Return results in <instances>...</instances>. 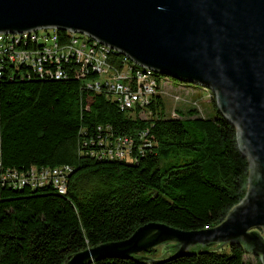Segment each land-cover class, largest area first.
Masks as SVG:
<instances>
[{
  "label": "trees",
  "instance_id": "16d2710c",
  "mask_svg": "<svg viewBox=\"0 0 264 264\" xmlns=\"http://www.w3.org/2000/svg\"><path fill=\"white\" fill-rule=\"evenodd\" d=\"M61 67L59 78L14 65L0 75V167H70L64 194L48 183L0 187V264H63L147 222L209 228L244 198L249 162L213 95L208 115L194 106L168 115L160 95L127 110L86 85L97 77L90 69L78 77L73 60ZM114 136L132 140L129 158L90 154L99 139ZM156 247L142 254L153 257ZM169 254L158 262L133 256L86 264H263L240 242Z\"/></svg>",
  "mask_w": 264,
  "mask_h": 264
},
{
  "label": "water",
  "instance_id": "95a60500",
  "mask_svg": "<svg viewBox=\"0 0 264 264\" xmlns=\"http://www.w3.org/2000/svg\"><path fill=\"white\" fill-rule=\"evenodd\" d=\"M47 27L85 33L143 67L211 89L250 167L246 195L219 224L185 230L147 222L63 264L158 262L142 253L168 242L166 258L240 242L264 264V0H0V32Z\"/></svg>",
  "mask_w": 264,
  "mask_h": 264
},
{
  "label": "built area",
  "instance_id": "2783aa9c",
  "mask_svg": "<svg viewBox=\"0 0 264 264\" xmlns=\"http://www.w3.org/2000/svg\"><path fill=\"white\" fill-rule=\"evenodd\" d=\"M60 46H71L73 56L59 54ZM112 51L110 47L90 39L85 34L84 39H77V34L73 32L72 37H59L54 33V29L13 34L0 32V75L4 68L14 65L16 71L23 67L29 72V76L36 73L38 76L50 75L59 78L65 74L61 67L62 62L73 60L77 68L76 76L84 77L88 69L96 72L99 80L89 81L86 85L97 91L111 93L122 109L132 108L136 104H148L156 92L157 81L125 67V62L121 63L120 68L114 66L109 61ZM92 60H100L101 68H93ZM105 64L114 66V74H105ZM24 75L27 76L25 73ZM127 139L132 143L128 136L105 138L103 144L109 146L107 152L98 150L91 151L90 154L107 158H129L132 144L130 145ZM111 141H114V144H111ZM69 172L68 165L30 166L25 171L5 168L0 171V185L34 187L48 183L52 184L58 193L64 194Z\"/></svg>",
  "mask_w": 264,
  "mask_h": 264
},
{
  "label": "rangeland",
  "instance_id": "374dc122",
  "mask_svg": "<svg viewBox=\"0 0 264 264\" xmlns=\"http://www.w3.org/2000/svg\"><path fill=\"white\" fill-rule=\"evenodd\" d=\"M109 61L114 66H119L118 61H111L110 59ZM166 77L165 80L160 81L159 89L161 90V98L168 115H170L174 107L182 109L188 105H196L199 115H208L209 111H211V93L205 90L203 85ZM129 160L127 159L126 161L129 162ZM168 243L157 245V252L154 257L166 256L170 252V248L167 246ZM245 258L251 259V256L246 255Z\"/></svg>",
  "mask_w": 264,
  "mask_h": 264
},
{
  "label": "bare ground",
  "instance_id": "6f19581e",
  "mask_svg": "<svg viewBox=\"0 0 264 264\" xmlns=\"http://www.w3.org/2000/svg\"><path fill=\"white\" fill-rule=\"evenodd\" d=\"M51 29H54V33H56V35H58L59 37H72V32L77 34V39H84V34L85 33H80V32H75V31H72V30H68V29H57L56 27H47V28H36V29H32V30H28V31H41V30H44V31H48V30H51ZM58 31H64L65 34L63 36H61ZM22 32H25V31H22ZM2 33H11V32H2ZM14 33H21V32H14ZM13 34V33H11ZM86 35V34H85ZM88 36V35H87ZM90 39L92 40H95L94 38L88 36ZM97 41V40H96ZM99 42V41H98ZM100 43V42H99ZM103 44V43H101ZM106 45V44H104ZM108 46V45H106ZM110 47V46H108ZM111 48V47H110ZM113 51L111 52L112 56L110 57V60L111 61H118L119 62V68L121 66V63L122 62H125V67H128L129 69H132V71H139V75H145V76H149L151 78H154L156 81H157V89H156V92L151 96L150 98V101L148 104H144V105H139V104H136L134 107L132 108H125L127 110H133V109H136V108H140L141 107H144L146 105H149L152 100H153V97L155 95H160L161 96V93H160V89H159V86H160V81L161 80H165L167 77L166 75L162 74L161 76H159L161 73L160 72H157L151 68H146V67H143L139 64H137L136 62L132 61L131 59H129V57H127L126 55L124 54H121L118 50L114 49V48H111ZM59 54H65V56H73V49H71V46H60L59 47ZM92 67L93 68H101V61L100 60H92ZM12 68V67H11ZM6 69V68H5ZM97 77L91 81H94V80H99V75L96 73V72H93ZM105 74H114V66L112 64H105ZM166 77V78H165ZM169 77V76H168ZM172 78V77H170ZM174 79V78H173ZM176 80V79H175ZM185 82V81H183ZM189 83V82H188ZM194 84V83H193ZM204 87V86H203ZM205 90L209 91L211 93V96L213 95L214 96V99H215V94L214 92L207 88V87H204ZM95 90V89H94ZM97 91V90H95ZM100 91H104V90H100ZM100 91H97V92H100ZM105 92V91H104ZM107 93V92H105ZM107 94H110V93H107ZM112 98L115 99L117 101V99L114 97V95H112ZM118 102V101H117ZM119 104V102H118ZM188 106H194L196 107V105H188ZM184 108V107H183ZM176 107H174L172 109V112L170 113V115H174L176 114ZM128 140V139H127ZM128 142L130 143V145L132 144L130 140H128ZM111 144H114V141H111ZM108 147L107 145L103 144L102 143V140L99 139V142H98V150L100 152H107L108 150ZM113 159H119V160H122L121 158H117V157H113ZM1 166V165H0ZM31 166H35V165H31ZM56 166H59V165H56ZM37 167V166H36ZM39 167H55V166H39ZM9 168V167H7ZM29 168V167H28ZM27 168V169H28ZM4 169H2L0 167V171H3ZM18 171H22V170H18ZM67 184V183H66ZM5 185V184H4ZM2 185H0L1 187ZM259 229V231H261L263 233V230H260V228L262 227H257ZM252 253V252H251Z\"/></svg>",
  "mask_w": 264,
  "mask_h": 264
}]
</instances>
